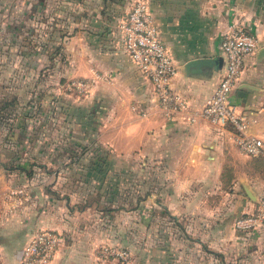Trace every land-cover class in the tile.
<instances>
[{
	"label": "crops",
	"instance_id": "crops-1",
	"mask_svg": "<svg viewBox=\"0 0 264 264\" xmlns=\"http://www.w3.org/2000/svg\"><path fill=\"white\" fill-rule=\"evenodd\" d=\"M36 1L40 16H32L38 23L33 31L15 20V29L8 31L6 24L3 33L4 38L14 37L16 48L11 50L18 49V80L31 86L23 101L40 90L37 101L49 102L48 113L37 126L48 118L60 117L63 124L49 127L50 131L69 132V140L84 146L86 143L76 140L74 133L88 128L85 109L91 106L95 116L91 120L95 130L91 132L100 147L108 145L118 154L132 152L147 164L160 167L161 200L151 197L143 210L187 230H199L197 234L206 237L194 239L202 247L196 254L208 257L214 253L210 237L218 228L231 226V215L247 206V195L237 192L238 186L251 187V180L264 181V169L259 164L253 169L257 167L253 160L258 157H249L237 148L230 127L211 124L192 112L218 82L225 64L219 40L227 24L238 21L256 35L258 44L243 57L228 100L246 115V132L264 142V0H147L158 37L176 67L170 88L188 105L187 111L171 117L161 113L149 80L122 45L117 22L133 0ZM3 17L6 21L7 16ZM24 38L25 44L20 41ZM6 46L7 42L0 45V52H7ZM201 56H215L216 67L211 64L197 72L184 70L186 60ZM70 77L89 83L81 109L76 106L77 98L58 89ZM73 114L79 115L80 123L71 121ZM190 115L193 120L188 119ZM39 142H33L36 151L43 147ZM88 153L79 158L81 163L90 161ZM259 159L264 160V156ZM2 168L0 164V264H17L19 248L37 228H53L62 234L47 264H114L113 260L97 258L93 250L99 242L92 230L94 216L102 211L98 201L103 196L101 187L99 192L97 187L88 188L95 178H86L83 171L78 190L68 188L63 194L49 186L47 191L37 187L31 190L29 177H24L25 183L11 184L13 174L17 180L23 175ZM73 177L77 186L78 176ZM225 183L233 193L221 194ZM251 189L257 196L258 188ZM89 196L94 198L87 202ZM112 213L107 212V216L111 218ZM164 258L159 262L168 264V257Z\"/></svg>",
	"mask_w": 264,
	"mask_h": 264
},
{
	"label": "rangeland",
	"instance_id": "rangeland-1",
	"mask_svg": "<svg viewBox=\"0 0 264 264\" xmlns=\"http://www.w3.org/2000/svg\"><path fill=\"white\" fill-rule=\"evenodd\" d=\"M35 2L37 1L0 0V45H5L8 42L5 41L3 33L6 24L9 29L8 31L15 29V20H21L24 26L29 25L30 31H33V28L38 25L32 19V16H40V14H37ZM3 16H7L6 21ZM9 16L14 20H9ZM22 16L26 17L22 19ZM26 39L24 38L20 41L22 42L23 40L25 44ZM7 44L11 46L10 43ZM17 50L8 49L7 52H0V90L2 89L6 93L15 92L21 100L18 104L20 105L24 103L23 98L29 96L31 86L24 85L21 83L22 81L18 80V71L16 69L18 68L17 63L20 61H18L19 53H17ZM22 60H25V58ZM27 86L29 87L27 88ZM65 91L70 93L74 98H77L76 104L78 105L76 106L78 108H83V102H86L85 94L87 90L85 92ZM56 110L58 111L57 108ZM72 118L71 121L73 120L74 123H78L80 119L78 114H73ZM46 120H50V123L46 124ZM46 120V123L44 121V123L36 128L35 133L37 138L34 141L39 140V143L43 145L42 149H45V153L47 154L39 155L35 151L34 153H37V155L31 156L28 153H22V156H28L24 166L31 173L28 179V184L31 185L30 189L33 190L37 187L47 191V189L53 188V190H58L60 193L63 192V194L68 192V188L76 191L79 185L76 186L72 182V179L75 178L73 177L74 170L67 168V165L63 166L62 163L66 159L63 153L58 154V152H54L50 147L51 143L59 144L64 139L62 131L57 132V129L55 132L50 131V128L53 129L55 125H62V120L60 117L55 119L48 118ZM1 123H3V120L0 121V163L11 166L15 162L10 161V157L15 152V146L12 142L5 140ZM74 123L73 125L77 126ZM87 127L84 132L79 131L74 133V138L82 143L85 142V146L92 144L95 147V144H98L99 147L96 149L103 148V152H100V154L105 159H109L108 163L105 162L102 165L103 174L100 185L102 184V194L103 192L104 194L102 199L98 201L102 211H97V216H94L97 218H95V228L92 229L93 234H97L99 238V242L93 247L97 258L113 260L114 264H117L114 259L109 257L103 258L99 255L100 246L110 244L122 246L128 250L130 256L128 264H164L163 262H159L160 258H164V256L168 257L169 261H166L168 264H264V217L255 227L244 232L237 231L233 226L235 216L253 211L258 200L264 197V181L251 180V187L250 185L244 186V188H239L238 186L237 192L247 195V206L245 209L242 208L240 213L231 215V226L229 224L224 227L221 226V229L218 228L215 231L216 235L214 233V236L210 237V241H213L211 248L214 253L208 257L202 254L198 256L196 253H201L202 247L194 239L196 237H206L205 235H202L200 232L198 235L197 232L199 230H187L183 226L179 227L173 221L165 220L160 215L152 214L151 217L149 213L143 210V206L150 204L151 197L158 201L161 200L159 193L163 184L161 183L162 174L160 167L147 164L140 159L141 157L138 158L132 152L129 154H118L112 151L108 145L100 147L99 144L101 143L91 132L95 130L91 120ZM3 142L5 146L1 145ZM7 144L8 146H6ZM91 154L93 153L89 152L86 155L89 157ZM74 156L75 154H71V158ZM253 164H257V167L255 166L253 169L259 168L258 164L261 170L264 169V160L259 159V157L253 160ZM56 174H58L57 182L55 181ZM75 176H78V174H75ZM22 178L21 180H17V177L13 174L11 184L25 183L24 176ZM66 178H69L68 180L70 181H65ZM64 181L67 182L66 185H64ZM47 186L50 188H47ZM84 187H86V184L83 185ZM88 188H92V186ZM251 188H258L256 192L257 196L253 194ZM223 189L221 193L223 195L233 193L234 191L232 188L229 189L227 183L224 184ZM149 192H152V196L147 194ZM215 194L219 196L220 193L216 192ZM226 202L227 200L224 206L228 209L229 205L227 206ZM109 211L113 212L111 218L107 216V212ZM145 218L148 220L146 219V221ZM221 256H224V259H221Z\"/></svg>",
	"mask_w": 264,
	"mask_h": 264
},
{
	"label": "built area",
	"instance_id": "built-area-1",
	"mask_svg": "<svg viewBox=\"0 0 264 264\" xmlns=\"http://www.w3.org/2000/svg\"><path fill=\"white\" fill-rule=\"evenodd\" d=\"M122 45L129 59L149 80L156 105L165 117L187 111L185 100L169 85L175 72V64L164 44L158 37L156 23L149 11L147 0H133L117 22ZM256 35L238 21L227 24L219 40L224 56V70L199 108L198 115L211 124L230 127L237 148L249 156H264L261 138L246 132L247 117L228 100V94L238 75L243 57L257 46ZM89 83L86 79L70 77L58 85L61 91L85 92ZM66 92V91H65ZM192 115L188 116L193 120ZM264 217V197L259 199L254 210L238 215L233 220L237 231L244 232L255 227ZM60 235L53 228H37L19 248L17 264H47L60 244ZM103 258L114 259L117 264L129 263V252L125 247L103 244L99 248Z\"/></svg>",
	"mask_w": 264,
	"mask_h": 264
},
{
	"label": "trees",
	"instance_id": "trees-1",
	"mask_svg": "<svg viewBox=\"0 0 264 264\" xmlns=\"http://www.w3.org/2000/svg\"><path fill=\"white\" fill-rule=\"evenodd\" d=\"M14 20V19H12ZM5 41L7 43V50L13 48L15 46V40L13 36H5ZM35 91L32 92L29 98H27L23 104H20V100L15 92H8L0 90V121L3 120L1 129L4 132V138L6 141L12 142L15 146V152L10 157V161H15L13 165L6 166L4 163H0L3 169L6 172H14L23 175L24 177L31 176L29 170L25 169V160L28 157L27 155L22 156V153H28L31 156L44 155L45 149L39 148L37 151L33 148V142L37 138L36 136V128L41 121H43L44 117L48 113L49 110V102L42 101L38 102L37 97L41 95L40 90H37V93L34 94ZM6 93V94H5ZM59 110V109H58ZM87 115V120L95 119L94 113L91 109V106H88L85 109ZM31 119V120H30ZM30 120V121H29ZM80 123V120H78ZM76 132V131H75ZM63 141L58 143H51L50 147L54 152H58V154L63 153L64 158H66L62 165L67 168H71L74 170L73 174H78L77 185H80V174L84 171L85 177H93L95 181L92 183V188L90 190H94L95 187L99 188L102 181L103 169L102 165L105 162H109V159H105L100 152H103V148L96 149L99 147L97 144L91 146L90 149L87 150L90 144L87 146H80L75 143L73 140H69V132H65L63 135ZM4 145V142L1 144ZM42 146V144H40ZM5 146V145H4ZM8 146V144L6 145ZM86 147V148H85ZM37 153H34V152ZM92 152L91 156H89V162L81 163L79 158L83 156L84 152ZM96 152V153H95ZM99 152V153H98ZM71 154H75L74 157L71 158ZM70 156V157H69ZM261 157V156H258ZM72 159V160H70ZM74 167V168H73ZM78 171V172H77ZM97 174V176L95 175ZM82 183L84 184V178L81 177ZM98 179V180H96ZM48 190V189H47ZM50 190V189H49ZM102 193V192H100ZM104 194V192H103ZM99 195V194H98ZM90 197V196H89ZM92 197L91 199H93ZM90 201V198L87 199V202ZM246 213H241L238 215H244ZM236 217V216H235ZM234 220V219H233ZM60 239L62 240V234L59 230H57ZM221 259H224V256H221Z\"/></svg>",
	"mask_w": 264,
	"mask_h": 264
},
{
	"label": "water",
	"instance_id": "water-1",
	"mask_svg": "<svg viewBox=\"0 0 264 264\" xmlns=\"http://www.w3.org/2000/svg\"><path fill=\"white\" fill-rule=\"evenodd\" d=\"M213 64L216 67L217 58L215 56L211 57H195L190 58L184 62V70L189 72H197L201 69L204 65H211Z\"/></svg>",
	"mask_w": 264,
	"mask_h": 264
}]
</instances>
